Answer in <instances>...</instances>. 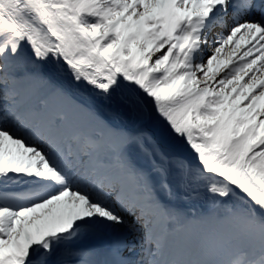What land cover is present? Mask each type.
I'll return each mask as SVG.
<instances>
[{"label": "snow or ice", "instance_id": "6c2138e0", "mask_svg": "<svg viewBox=\"0 0 264 264\" xmlns=\"http://www.w3.org/2000/svg\"><path fill=\"white\" fill-rule=\"evenodd\" d=\"M0 264H264V0H0Z\"/></svg>", "mask_w": 264, "mask_h": 264}, {"label": "bare ground", "instance_id": "6f19581e", "mask_svg": "<svg viewBox=\"0 0 264 264\" xmlns=\"http://www.w3.org/2000/svg\"><path fill=\"white\" fill-rule=\"evenodd\" d=\"M180 203H184V202H183V201H180ZM94 231H95L94 229H88V230H86L85 232H86V233H89V235L91 236V234H92ZM85 232H84L83 236L77 240V243H78L79 245H82V246H83V244L85 243L84 246H88V245H90V244L93 243L92 239H90V240H86V239H87V236L85 235Z\"/></svg>", "mask_w": 264, "mask_h": 264}, {"label": "rangeland", "instance_id": "374dc122", "mask_svg": "<svg viewBox=\"0 0 264 264\" xmlns=\"http://www.w3.org/2000/svg\"><path fill=\"white\" fill-rule=\"evenodd\" d=\"M169 144H170L169 146H168V144H165V147H172V144L171 143H169ZM187 158H190V157L187 155ZM156 182L159 183V178L158 177H156ZM178 195H179V191H178Z\"/></svg>", "mask_w": 264, "mask_h": 264}]
</instances>
